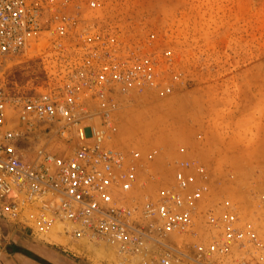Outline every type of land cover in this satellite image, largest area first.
Segmentation results:
<instances>
[{"label": "built area", "instance_id": "built-area-1", "mask_svg": "<svg viewBox=\"0 0 264 264\" xmlns=\"http://www.w3.org/2000/svg\"><path fill=\"white\" fill-rule=\"evenodd\" d=\"M103 8L0 0V71L47 48L70 52L58 88L0 81V216L42 240L112 254L108 264H264V192L217 199L198 159L173 157L161 176L157 150L120 145L118 98L168 95L172 59L138 53Z\"/></svg>", "mask_w": 264, "mask_h": 264}, {"label": "rangeland", "instance_id": "rangeland-1", "mask_svg": "<svg viewBox=\"0 0 264 264\" xmlns=\"http://www.w3.org/2000/svg\"><path fill=\"white\" fill-rule=\"evenodd\" d=\"M101 1L106 25L138 53L172 59L168 95L118 98L120 145L157 150L161 176L173 157L198 159L217 199L241 197L245 188L264 192V0ZM51 51L12 59L0 81L11 91L60 87L70 52ZM15 231L33 235L28 227Z\"/></svg>", "mask_w": 264, "mask_h": 264}, {"label": "crops", "instance_id": "crops-1", "mask_svg": "<svg viewBox=\"0 0 264 264\" xmlns=\"http://www.w3.org/2000/svg\"><path fill=\"white\" fill-rule=\"evenodd\" d=\"M6 223L11 225L12 229L2 237L0 264H102L110 258L105 252L99 254L88 249L76 251L77 244L74 242L52 239L46 241L33 233L30 236L18 233L15 231L16 226L21 225Z\"/></svg>", "mask_w": 264, "mask_h": 264}, {"label": "trees", "instance_id": "trees-1", "mask_svg": "<svg viewBox=\"0 0 264 264\" xmlns=\"http://www.w3.org/2000/svg\"><path fill=\"white\" fill-rule=\"evenodd\" d=\"M0 227L2 229L3 235L6 236L9 231L12 229L11 225L7 224L6 222L0 219Z\"/></svg>", "mask_w": 264, "mask_h": 264}, {"label": "bare ground", "instance_id": "bare-ground-1", "mask_svg": "<svg viewBox=\"0 0 264 264\" xmlns=\"http://www.w3.org/2000/svg\"><path fill=\"white\" fill-rule=\"evenodd\" d=\"M97 253H99V254H103V251H96ZM111 256H113L112 254H110ZM111 256H110V258H111Z\"/></svg>", "mask_w": 264, "mask_h": 264}, {"label": "water", "instance_id": "water-1", "mask_svg": "<svg viewBox=\"0 0 264 264\" xmlns=\"http://www.w3.org/2000/svg\"><path fill=\"white\" fill-rule=\"evenodd\" d=\"M0 244H1V229H0Z\"/></svg>", "mask_w": 264, "mask_h": 264}, {"label": "flooded vegetation", "instance_id": "flooded-vegetation-1", "mask_svg": "<svg viewBox=\"0 0 264 264\" xmlns=\"http://www.w3.org/2000/svg\"><path fill=\"white\" fill-rule=\"evenodd\" d=\"M1 229V228H0ZM2 237H3V234H2V232H1V241H2Z\"/></svg>", "mask_w": 264, "mask_h": 264}]
</instances>
